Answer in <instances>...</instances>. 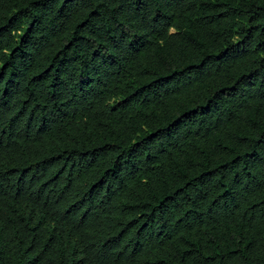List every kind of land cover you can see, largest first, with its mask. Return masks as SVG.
Returning a JSON list of instances; mask_svg holds the SVG:
<instances>
[{"label":"trees","instance_id":"trees-1","mask_svg":"<svg viewBox=\"0 0 264 264\" xmlns=\"http://www.w3.org/2000/svg\"><path fill=\"white\" fill-rule=\"evenodd\" d=\"M0 264H264V0H0Z\"/></svg>","mask_w":264,"mask_h":264}]
</instances>
